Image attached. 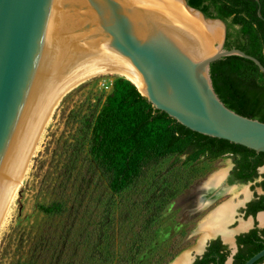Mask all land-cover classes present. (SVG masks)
Instances as JSON below:
<instances>
[{
  "label": "water",
  "instance_id": "water-1",
  "mask_svg": "<svg viewBox=\"0 0 264 264\" xmlns=\"http://www.w3.org/2000/svg\"><path fill=\"white\" fill-rule=\"evenodd\" d=\"M182 2L215 44H204L146 0H0V215L67 54L79 67L92 65L94 54L133 66L144 90L136 87L157 110L193 132L264 153V123L227 108L210 72L228 56L250 60L264 73L263 64L225 49L224 20ZM258 15L264 21L261 9ZM262 257L264 249L246 264Z\"/></svg>",
  "mask_w": 264,
  "mask_h": 264
},
{
  "label": "rangeland",
  "instance_id": "rangeland-1",
  "mask_svg": "<svg viewBox=\"0 0 264 264\" xmlns=\"http://www.w3.org/2000/svg\"><path fill=\"white\" fill-rule=\"evenodd\" d=\"M119 77H91L64 98L0 231V264H172L199 245V223L215 207H200L204 184L230 168V156L215 162L187 161V156L164 160L115 198L104 225L110 194L91 165L88 139L84 147L79 143L85 140V121L100 111ZM71 171V180L62 183L63 173ZM231 197L226 193L215 204ZM59 199L66 203L63 215L48 216L37 209ZM244 200L240 195L239 201ZM99 236L104 244L98 250L104 256L90 258ZM132 244L137 252L131 262L127 253Z\"/></svg>",
  "mask_w": 264,
  "mask_h": 264
},
{
  "label": "trees",
  "instance_id": "trees-1",
  "mask_svg": "<svg viewBox=\"0 0 264 264\" xmlns=\"http://www.w3.org/2000/svg\"><path fill=\"white\" fill-rule=\"evenodd\" d=\"M187 1L207 17L225 21V49L242 50L256 57L264 66V21L258 15L261 9L264 17V0ZM210 72L214 89L227 108L264 123V73L254 62L239 56H228L213 62ZM84 127L85 140L79 146L84 147L88 139L91 165L104 180L110 194L104 207V225L108 223L115 198L170 157L187 156V161L201 158L214 161L226 154H234L241 157L240 162L244 166L251 158H256L258 165L264 164V153H256L184 127L153 107L136 85L123 77L114 80L112 91L100 111L86 120ZM73 173H63L62 183L69 182ZM37 209L48 216H60L66 212V203L59 199L49 205H38ZM102 244L104 239L99 236L90 258L101 259L104 256V252L98 250ZM133 245L127 253L131 262L137 252ZM214 246L208 257L218 253V246ZM208 262L209 259L204 258L198 264ZM16 264L37 263L29 261Z\"/></svg>",
  "mask_w": 264,
  "mask_h": 264
},
{
  "label": "flooded vegetation",
  "instance_id": "flooded-vegetation-1",
  "mask_svg": "<svg viewBox=\"0 0 264 264\" xmlns=\"http://www.w3.org/2000/svg\"><path fill=\"white\" fill-rule=\"evenodd\" d=\"M226 156L231 157V165L226 172L224 190L213 195L210 203L205 206H201L200 202L202 209L212 205L215 207L199 223L200 243L191 253H186L184 264H198L204 258L209 259L207 264H246L264 249V164L258 165V160L251 158L244 166L238 155H224ZM239 186L244 187L240 189ZM257 187H260L259 192ZM204 191L205 194L208 193L207 189ZM226 193H231L233 197L215 204ZM240 195H244V201H239ZM217 210L224 213L220 216L221 220L212 228L209 226L208 231L205 230L206 226L212 224L209 217ZM214 245L218 246V253L208 257L207 254L213 250ZM259 247L261 248L257 250ZM254 264H264V257Z\"/></svg>",
  "mask_w": 264,
  "mask_h": 264
},
{
  "label": "bare ground",
  "instance_id": "bare-ground-1",
  "mask_svg": "<svg viewBox=\"0 0 264 264\" xmlns=\"http://www.w3.org/2000/svg\"><path fill=\"white\" fill-rule=\"evenodd\" d=\"M146 1L148 8L161 11L172 18L175 22L185 25L196 31L203 38L204 44H215L216 39L209 32L206 24L191 14L189 10L185 8L182 0ZM107 73L115 74L128 79L129 81L133 82L140 90H144V86L138 73L131 65H128L105 54H94L92 65L79 67L77 62L69 54H67L57 74V87L40 112V125L36 131L32 143L25 158L16 167V179L0 215V231L7 223L12 209L14 208L13 206L17 199L18 193L30 168L31 159L33 158L47 127L53 120V117L55 116L64 98L89 78ZM226 172L227 170H222L211 176V178L205 182L204 189H207L208 193L200 198L201 206H205L206 203H210L213 195H216L218 192L221 193V191L224 190ZM222 214L224 213L220 212L219 210L215 211L209 217V220L212 222V224L206 226L205 230L208 231L209 226L212 228L213 225H217L218 221L221 220L220 216ZM177 262L178 264H184L186 262V254L179 257L172 264H176Z\"/></svg>",
  "mask_w": 264,
  "mask_h": 264
}]
</instances>
